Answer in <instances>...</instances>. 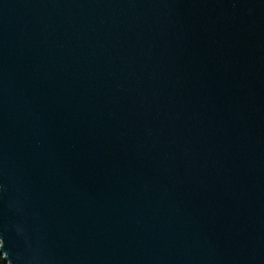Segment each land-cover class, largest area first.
<instances>
[{
	"label": "water",
	"instance_id": "1",
	"mask_svg": "<svg viewBox=\"0 0 264 264\" xmlns=\"http://www.w3.org/2000/svg\"><path fill=\"white\" fill-rule=\"evenodd\" d=\"M8 264H264V0H0Z\"/></svg>",
	"mask_w": 264,
	"mask_h": 264
},
{
	"label": "trees",
	"instance_id": "2",
	"mask_svg": "<svg viewBox=\"0 0 264 264\" xmlns=\"http://www.w3.org/2000/svg\"><path fill=\"white\" fill-rule=\"evenodd\" d=\"M1 247V243H0ZM0 264H8V262L5 260L4 255L0 252Z\"/></svg>",
	"mask_w": 264,
	"mask_h": 264
}]
</instances>
